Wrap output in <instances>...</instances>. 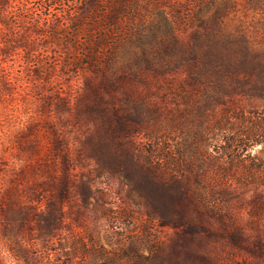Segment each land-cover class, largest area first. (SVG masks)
Segmentation results:
<instances>
[{
  "label": "rangeland",
  "instance_id": "obj_1",
  "mask_svg": "<svg viewBox=\"0 0 264 264\" xmlns=\"http://www.w3.org/2000/svg\"><path fill=\"white\" fill-rule=\"evenodd\" d=\"M106 1L0 0V264H110L100 246L115 264H264V188H214L192 144L264 106V0L92 68L82 16ZM170 148L198 160L175 175Z\"/></svg>",
  "mask_w": 264,
  "mask_h": 264
},
{
  "label": "trees",
  "instance_id": "obj_2",
  "mask_svg": "<svg viewBox=\"0 0 264 264\" xmlns=\"http://www.w3.org/2000/svg\"><path fill=\"white\" fill-rule=\"evenodd\" d=\"M240 1L107 0L100 10L84 12L82 16L89 26L87 35L91 45L89 50H85V57L93 68L99 59H113L119 55L117 48L120 46L129 48L126 49L128 53L133 51L130 50L133 47L141 50L149 41L157 42L171 34L198 27L219 11L232 8ZM192 144L200 150L197 156L215 165L211 177L214 188L229 184L264 188V162L252 155L256 146L264 145V106L251 110L224 109L213 124L194 135ZM204 144L205 148H202ZM182 159L170 148L163 150L157 161L166 164L173 174L182 176L185 167L194 166L198 158L187 159L186 163H181ZM127 255L133 261L137 253L129 250ZM120 260L121 257L103 246L99 247L94 258L96 262L108 261L110 264Z\"/></svg>",
  "mask_w": 264,
  "mask_h": 264
}]
</instances>
